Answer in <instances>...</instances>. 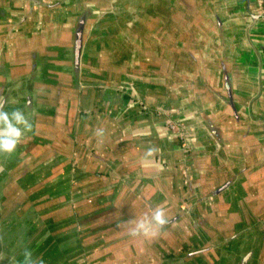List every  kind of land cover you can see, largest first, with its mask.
Here are the masks:
<instances>
[{
    "label": "crops",
    "instance_id": "1",
    "mask_svg": "<svg viewBox=\"0 0 264 264\" xmlns=\"http://www.w3.org/2000/svg\"><path fill=\"white\" fill-rule=\"evenodd\" d=\"M120 1L0 0V97L33 125L0 153L7 242L44 264H264L261 0L132 1L113 40ZM156 207L168 223L130 236Z\"/></svg>",
    "mask_w": 264,
    "mask_h": 264
},
{
    "label": "clouds",
    "instance_id": "2",
    "mask_svg": "<svg viewBox=\"0 0 264 264\" xmlns=\"http://www.w3.org/2000/svg\"><path fill=\"white\" fill-rule=\"evenodd\" d=\"M4 98L0 97V153H13L21 143L26 132H31L33 125L28 115L20 109L6 111ZM96 135H104V129L98 128ZM158 149L150 147L146 152L147 157H153ZM168 223V218L163 207L153 209L150 216L129 221L131 225L128 234L132 237L155 235L156 230ZM24 264H44L39 258H34L31 251H24Z\"/></svg>",
    "mask_w": 264,
    "mask_h": 264
},
{
    "label": "rangeland",
    "instance_id": "3",
    "mask_svg": "<svg viewBox=\"0 0 264 264\" xmlns=\"http://www.w3.org/2000/svg\"><path fill=\"white\" fill-rule=\"evenodd\" d=\"M132 1H137V0H131V1L129 0V2L127 1L126 3L120 1V3H118L116 7L114 5L113 8L110 7V8H108V10L105 11V12H110V11L115 12L116 10H120L121 11L120 12V15H118L117 13L115 15H113L112 12L109 13V14L115 16V17L112 18V21H114L115 24H116V25H114V29L111 30V32L108 33V36H110V39L115 40L117 38V36H115V35L119 31H115V30H118L117 29L118 25H119V29H122L121 26H123V24H124L123 22H125V26H126V21L129 20V19H126L125 18V12L127 13V12L130 11V6H131ZM110 6H111V4H110ZM131 7H132L131 11L135 10V8H133L134 7L133 5ZM146 7L144 9H146ZM122 12H123V16H124L123 18L121 17V13ZM118 21L120 22V24H117ZM100 23H101V21H99L97 23L98 26L97 25L95 26V34H97V35H100V33H101ZM97 35L95 37H97ZM99 42H103V40H99ZM127 83H131L129 85H132V86L134 85L132 82H128V81H121L119 84H115L114 83L115 85L114 84L113 85H114V88L118 89L119 87L122 88V86L123 87H126ZM121 84H122V86H121ZM116 85H118V87ZM149 109L154 110L159 116L164 117V119L166 120V122L169 119H171V121H173V122L175 121L173 123L174 124L173 129L176 130V133H174L175 131H173L172 128H169L171 130L170 132L173 133L172 134V139L175 142L180 143L181 146H182V149L187 150L188 149V141H187V139H188V137H187L188 134L187 133L188 132H187L185 123H184V126H185L184 127L183 126V122H178L177 119L175 117H173V115L169 111L165 110V108H163L162 106H157V107L156 106L155 107L149 106ZM186 152L187 153H191L190 150H187ZM3 169H4V167H3ZM1 177L4 178V174H1ZM46 181H47V184H49L48 185L49 188H54L56 186V184L54 183V181L56 182V179H50V180H46ZM13 224L14 225H12V222H6L5 217L3 219V222L1 220V227L3 229V231H2L3 232V235H2V232H1L0 233V264H24V249L22 248V246H23L24 243H22V241H20V239L22 237H19V242H11V243L7 242V240L5 238V237H8L9 236V232H8L9 229L12 228V227H14L17 224V222H13ZM27 236L28 235H26V237ZM25 244H27V245L26 246L24 245V246L28 248L29 247V243L26 242ZM43 261H44V259H43ZM48 261L50 262L49 264H52L53 263V260L52 259L51 260H48ZM65 262H67V260ZM55 263H57V262H55Z\"/></svg>",
    "mask_w": 264,
    "mask_h": 264
},
{
    "label": "water",
    "instance_id": "4",
    "mask_svg": "<svg viewBox=\"0 0 264 264\" xmlns=\"http://www.w3.org/2000/svg\"><path fill=\"white\" fill-rule=\"evenodd\" d=\"M32 1H35V2H42V0H32ZM255 16H259V17H261V18L264 19V9H261V8L259 7L258 14H256ZM76 43H77V45L80 47L81 44H82L81 39H78V42H76ZM0 233H1V211H0Z\"/></svg>",
    "mask_w": 264,
    "mask_h": 264
},
{
    "label": "built area",
    "instance_id": "5",
    "mask_svg": "<svg viewBox=\"0 0 264 264\" xmlns=\"http://www.w3.org/2000/svg\"><path fill=\"white\" fill-rule=\"evenodd\" d=\"M259 7L261 8V9H264V0H261V3H260V5H259ZM175 122V121H174ZM173 121H171V119H169V120H167V122H166V124H167V126L169 127V128H172L173 129V127H174V123ZM173 131H175L174 133H176V130L175 129H173ZM178 133V132H177ZM180 133V132H179ZM183 143V142H182Z\"/></svg>",
    "mask_w": 264,
    "mask_h": 264
},
{
    "label": "trees",
    "instance_id": "6",
    "mask_svg": "<svg viewBox=\"0 0 264 264\" xmlns=\"http://www.w3.org/2000/svg\"><path fill=\"white\" fill-rule=\"evenodd\" d=\"M168 128H169V127H168ZM131 245H133V242H132ZM185 247H186V246H185ZM162 248H163V252H162V254L164 253L163 256L166 257L165 248H164V247H162ZM162 264H164V263H162Z\"/></svg>",
    "mask_w": 264,
    "mask_h": 264
},
{
    "label": "bare ground",
    "instance_id": "7",
    "mask_svg": "<svg viewBox=\"0 0 264 264\" xmlns=\"http://www.w3.org/2000/svg\"><path fill=\"white\" fill-rule=\"evenodd\" d=\"M188 136V135H187Z\"/></svg>",
    "mask_w": 264,
    "mask_h": 264
}]
</instances>
